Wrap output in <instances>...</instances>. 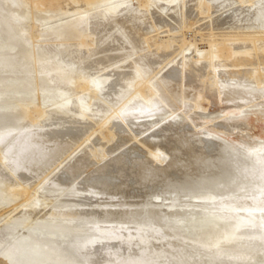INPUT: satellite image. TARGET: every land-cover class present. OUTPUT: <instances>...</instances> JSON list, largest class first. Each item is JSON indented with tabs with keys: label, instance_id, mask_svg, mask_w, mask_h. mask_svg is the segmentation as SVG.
I'll return each mask as SVG.
<instances>
[{
	"label": "bare ground",
	"instance_id": "obj_1",
	"mask_svg": "<svg viewBox=\"0 0 264 264\" xmlns=\"http://www.w3.org/2000/svg\"><path fill=\"white\" fill-rule=\"evenodd\" d=\"M197 1L0 0V107L25 101L0 110V221L29 222L23 236L51 260L264 264V185L237 194L234 186L210 182L214 193L194 195V186L177 181L159 203L99 202L100 195L117 194L115 159L78 181L89 162L106 155L96 135L110 142L134 125L150 137L163 130L177 135L197 121L173 102L199 104L210 120L264 113V0H203L200 8ZM201 20L207 49L187 37ZM210 103L220 108L210 112ZM166 118L172 124L158 130ZM260 150L254 162L264 171V145ZM255 163L232 174V183L252 174ZM198 225L201 240L192 234ZM3 258L10 264L11 252Z\"/></svg>",
	"mask_w": 264,
	"mask_h": 264
},
{
	"label": "rangeland",
	"instance_id": "obj_2",
	"mask_svg": "<svg viewBox=\"0 0 264 264\" xmlns=\"http://www.w3.org/2000/svg\"><path fill=\"white\" fill-rule=\"evenodd\" d=\"M147 1L149 2L150 0ZM162 1L166 5L173 3L175 0H162ZM197 2H198L197 7L200 8L201 4H203V0H198ZM154 10H156V8H154ZM33 13L34 16L37 17L40 16V13L36 10H33ZM167 21H169L171 24L172 23L174 24V21H172L169 18H167ZM206 21L207 20H203V21L201 20L200 22L192 26L190 29H187V31L189 30L187 33V37H189L190 33L193 34V36L196 39L195 43L198 45V47L200 46V48L202 47L203 49H207L206 42L200 41L199 37L201 32L204 33L207 29L206 28L203 29L201 28V30L199 29L200 27H204ZM163 29H166V27L162 28V30ZM160 35L166 36V32H163ZM207 55H209V58L214 59V52ZM191 57L193 59L195 58L201 59L202 55L198 56L197 53L193 52ZM172 84L177 85L178 83L176 82ZM187 92L189 93L190 91H188L187 89ZM8 100L9 99H7V101ZM168 101L169 99L165 100V102L163 101L165 106H167ZM172 102L173 101H171L170 103L172 104ZM23 104H25V101L23 103L22 102L16 103L15 101L13 105L6 106L5 108L11 106H15L19 108ZM210 104L207 105L208 111L210 112L216 111L217 109L220 108L219 106L216 107L215 103H212L211 105ZM176 105L181 106L180 111L183 110L187 112L185 115L186 117H188L189 114H191V116L193 115L195 118L197 117L196 118L197 121L195 120L194 122L184 121L186 122L184 127L185 129L180 130L177 135L171 133V130L170 131L163 130L157 133L159 137L158 136L150 137L148 135L151 132L145 133L144 130H139L142 127L137 126L136 129L134 125L132 130L133 132L128 131L126 128H124V130H121L122 133L121 131H119L120 134H118L121 135L122 137L117 135L118 137L116 136L117 138L115 137V139H113L110 142H106L105 140L98 138L100 136L97 135L94 138H92V140L93 139L95 140V141L93 140L94 142L100 144L102 143L101 145L104 146V148L106 149V155L105 154L101 155L102 158L100 157L101 160L98 163L93 164V162H91L92 163L91 164L89 162L92 165V167L91 165L90 166L88 165L89 163L87 164V166L84 167V169L86 168L87 169L84 170V172H82L81 177L78 179L79 182L83 181L87 176H89L90 175L89 173L93 171L95 172L96 170L98 171L102 166H106L110 164V162L111 163L114 162V159L118 161L115 164L117 170L115 169V172L112 173L113 175H111L112 177L111 180H113L112 183L116 185L115 190L117 191V194L115 195L118 198H116V196L113 198H109V194H104L106 196L100 195V197L98 199L96 198V200L98 201L100 200L99 202H102L103 200L104 202H109L110 200L109 202L110 204L119 203V201L120 202L124 201L126 203L131 202V204H139L141 202L159 203L162 201V197H163L162 193L167 192V189L170 188L173 185V183H177V181L179 183L189 182L190 186H194L193 187L194 189H192L194 195L195 194L203 195L209 192L214 193L213 190L208 191L207 189L208 184H210V182L211 183L215 182L217 185L221 184L222 182L221 185H223V187L227 189H230V187L234 186V188L232 187L233 189L232 192H236L237 194H241L244 192L240 190V188L243 186L250 188L249 192L257 191V189L263 187L264 185L263 166L258 163H255L254 161L255 159L261 156L262 151L260 150V148L261 146L264 145V141L261 140L259 141L258 139L259 137H264V117H263L264 113H256L255 115L256 117L252 116L251 118H249L250 119L248 120L249 122L247 121V119H240L237 117L236 118L221 117V118H215V120L214 118H212L213 120L212 121L210 120L211 119L210 117L206 118L199 114L202 112L200 111L202 110V106H200L199 104H197V109L193 108L194 107L193 102L192 103L188 102V104L185 103L186 106L183 104L185 107L181 104H178L177 102H173V107H175ZM5 108H1L0 110ZM235 108L237 107L234 106L228 110L233 111V109ZM218 119L221 121H219ZM206 120H209V123ZM238 120L239 122L241 120L244 121L242 123L241 122L239 123ZM182 121L180 122L182 123ZM251 121L253 124H250ZM233 122L235 124L229 125V123H233ZM248 123L250 126L249 125L247 126ZM171 124H172L171 120L166 118L165 120L160 122L157 128L159 130V128L161 129ZM1 130L2 128H0V131ZM131 134L135 138L133 139L129 138L132 137ZM148 138H152L153 142L151 141V139L149 140ZM83 150L84 152H88L87 147L86 148L84 147ZM108 150H110L111 154L108 153ZM67 151H65L66 153L63 152V156L69 153V150ZM84 152L80 150L76 154L75 158L72 159L73 162L70 161V163L71 164L74 163L77 157H79ZM158 154L160 155V157ZM155 155H156V159L154 158ZM252 155L254 157H252ZM198 160L200 161L198 162ZM234 163L236 165H234ZM254 163H255V167L253 169L252 174L248 172L249 170H247V174H242V175L239 174V177H236V179L232 183V179H230L232 174L235 173L236 175L240 173V169L248 167L250 164L254 165ZM88 166L91 168H88ZM171 173H174V178H171L170 176ZM159 177L160 178L164 177L165 179H162L161 181ZM199 177H201L202 179ZM75 183L76 182L68 186V188L65 187L63 189L64 193H62L61 195L63 194L65 195V193H67L70 190V188L74 187L73 185H75ZM157 184L160 187L159 190H156ZM95 185L98 187L97 182ZM210 187L213 189L215 186L210 185ZM6 203L7 205L9 204L8 202ZM17 203H21V199H19ZM29 207H31V204H29ZM116 208L118 209V207ZM122 208L126 209L127 206L124 205L122 206ZM6 219L7 217L1 219L2 222L0 221V264H8L3 258V253L5 251H9L12 254V262L10 264H81V263H68L63 261L51 260L50 258L47 257V253L45 249L42 248L41 244L37 243L32 238L23 236L24 234L23 229L29 227L30 225L29 222L27 223L25 222L26 225H28L25 226L22 225L25 223H22L19 220H15L12 221L11 223L9 222L7 223L6 221H4ZM4 222L5 224H2ZM17 227H19L20 229ZM22 227L23 229H21ZM197 229L199 230L201 229L199 225L195 226V229L193 230L192 234H194L197 237V239L201 240L203 239L202 234H200L199 230ZM84 239L86 241H90L89 238L87 237L83 238V240Z\"/></svg>",
	"mask_w": 264,
	"mask_h": 264
}]
</instances>
